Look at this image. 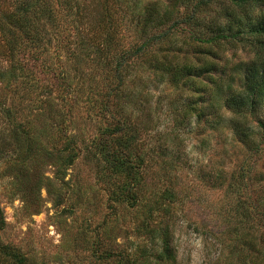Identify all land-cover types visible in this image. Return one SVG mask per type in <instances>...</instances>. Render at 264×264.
Instances as JSON below:
<instances>
[{"label":"rangeland","instance_id":"1","mask_svg":"<svg viewBox=\"0 0 264 264\" xmlns=\"http://www.w3.org/2000/svg\"><path fill=\"white\" fill-rule=\"evenodd\" d=\"M106 2L118 7V1ZM88 9L94 11L92 5ZM173 10V17L182 18L189 13L187 8L177 7ZM61 17L63 23L68 25L66 27L73 32L69 18ZM83 18L91 24L88 12ZM91 26L93 27L89 25L86 28L79 24L77 33L70 35V45L75 42L72 48L74 54L83 55L86 52L89 41L81 40L82 37L78 34L85 35ZM183 26H179L173 33L172 38L177 39L171 44L174 48L181 46L183 39L189 41L192 37L191 30L185 24ZM115 36L124 49L129 48L133 43L132 39L138 37L133 29L126 35L120 30ZM245 39L250 41L251 37ZM236 43L237 46H231L232 42L221 46L211 45L210 52L202 44L193 50L192 46H189V49L187 46H181L183 49L180 51L169 52L170 49L167 54L168 60L172 59L171 54L177 53L179 58L184 56L189 61L201 64L205 57H211V50L218 52L226 72L222 76H215L214 79L219 80L223 89L230 86L226 92L213 95L209 90L215 88L214 85L198 76L194 77L197 80L187 79L185 82L184 78H180L178 88L175 83L166 79L160 82L154 69L151 70L146 62L138 64V59L136 64L131 66L132 70L127 77L133 79L137 89L141 86L143 93L149 92L147 100L141 94L135 97L137 105L143 102V112H136L130 106L122 109L123 115H127L129 120L133 113H137L138 118L135 121L144 142L142 149L133 150L132 155L140 153L146 162L150 154L153 156L152 149H158V142L166 141L165 133H170L172 137L176 134L174 142L171 143L169 138L165 145L167 149L171 146V150L179 153L180 164H176L178 169L162 176L165 181L172 177L177 191L175 200L169 203L170 211L168 206L158 199L159 194L157 197L153 196L154 192L160 193L162 189L157 185V182L161 181L159 176H152L158 172L162 174V169H165L160 159H156L157 162L151 160L150 166L148 163H142L140 168L144 174L147 173L145 178L149 182L132 186L131 189V192L138 194L141 203H147L150 198L156 197L167 209L160 206L150 217L153 225L157 227L171 220L176 264H264V217L260 214L261 219H245L240 214L244 209L242 205L247 206L249 199L254 204L257 199L264 201L260 187L264 180L258 183L260 179L256 178L264 173V143L259 148V156L254 154L246 160L247 165L246 161L241 165L245 159L244 153L250 152L237 134L249 133L251 140L258 138L261 128L257 126L256 121L259 117H264V108L255 106L251 112L249 107L239 108L238 103L228 100L231 95L240 100L239 92L245 86L244 69L236 71L234 68L232 71L235 66L233 63L239 62L243 65L253 56V49L247 42L243 43L241 39ZM42 50L33 59L34 72L21 75L17 73L18 80L29 81L28 84L19 87L7 73L0 79V138L6 137L10 141L15 136L13 133H22L18 126L21 123L31 131L39 130L41 121L47 126V122L51 120L46 117L47 106L43 105V100L48 95L54 97L57 102L55 110H58L63 119V126L67 127L66 133H76L78 148L76 146L75 149H82L89 137L99 133V128L102 130L113 126L114 116L111 111L102 108L98 102H93L95 99L99 101L98 98H101L107 89L111 105L118 109L117 102L120 101L113 97L115 91L111 88L117 82L109 83V80L101 79L102 74H97L98 70H94L95 55L93 59L89 56L87 60L75 63V58L66 56L63 47L57 43L48 44V47ZM7 66L6 58L0 56V70ZM135 74L141 78H134ZM56 80L58 81L55 83ZM51 82L55 83L53 91L46 84ZM202 85H207V91L201 96L203 116L199 121L193 115L184 116L182 109L180 110L183 104L178 99L185 101L186 98L179 93L180 89L183 90V95H186L193 87L199 89ZM24 87L27 88V93L31 92L32 97L41 91H44L43 96H36L31 105H28L25 103L27 98ZM189 100L193 101L194 98ZM195 100L198 102L200 98ZM33 104H40L41 107L34 108ZM198 105L201 104L196 103V109L199 108ZM18 109L22 112L20 116L15 114ZM39 110L43 113H39ZM211 112L214 120L212 126H209V119L203 121L202 118ZM118 116L121 117L119 114ZM52 131L47 128L44 133L51 134ZM46 138L51 139L50 136ZM43 139L45 140L44 137ZM81 140L83 141L80 142ZM1 142L2 140L0 173L9 168V165L18 162L17 153L15 154L10 144ZM60 143L62 141L58 139L57 147H61ZM81 151L82 154L79 153L74 163L66 169V186L59 183L54 172L55 165L47 161V158L41 160L39 153L32 157L29 164L31 172H41L50 177V187L54 192L47 193L45 186L35 190L30 186L27 192L28 207L20 200V195L11 192L13 185L10 179L6 176L0 177V210L4 220V225L0 228V244L15 247L32 262L39 264H115L118 259L126 264L127 258L135 259V264H143L146 256L143 255L144 252H140V248L145 246L148 251L150 248L156 249L159 240L155 238L151 242L144 232L137 230L144 219L142 214H139L140 205L132 203V200L125 201L123 195L119 200L114 198L112 192L116 186L111 177H106L108 170L101 168L96 158L84 156L83 149ZM238 167L242 168L240 172L244 173L242 180H239L238 189H229L228 181L221 187L211 184L218 175L226 176L227 179L235 176ZM34 181L35 175L31 182ZM151 183H154L156 189L151 187ZM23 187L27 190V186ZM55 193L61 199L60 206L53 205ZM36 208H39L38 212H29ZM105 251H110V258L97 257H105Z\"/></svg>","mask_w":264,"mask_h":264},{"label":"trees","instance_id":"2","mask_svg":"<svg viewBox=\"0 0 264 264\" xmlns=\"http://www.w3.org/2000/svg\"><path fill=\"white\" fill-rule=\"evenodd\" d=\"M106 1L108 0H0V56L6 58L8 63L6 68L0 70V79L7 73L19 87L28 84L29 81H19L17 73L21 75L34 72L33 59L43 51L42 48H47L48 44L57 43L62 46L66 56L75 58V63L87 60L89 56H92L93 59V55H95L94 70H98L97 74H102L101 79L109 80V83L112 81L117 82L111 88L115 91L113 97L120 102H117L118 109H115L111 105L112 102H110V97H108L109 94L107 95V89L104 93L105 95L103 94L101 98H98L99 101L95 99L93 104L98 102L102 108L111 111L114 116V119H112L114 124L102 130L99 128L98 134L94 133L93 136L89 137L86 140V145L82 147L83 155L91 159L96 158L101 168L108 170L106 177H111L113 179L112 182H115L116 186L115 191L113 190L112 192L114 198L117 197L119 200L122 197L121 195H123L125 201L132 200V203L140 205L138 208L139 214H142L144 219L141 222L142 224L138 225L137 230L144 232L151 242L155 238L159 240L158 248L156 249L152 250L150 248L148 251L145 246L140 248V252H144L143 255L146 256L142 263L156 262L158 264L162 262L163 264H176V254L172 243L171 220L157 227L153 225L150 217L152 212L160 206L164 208L161 201L168 206L170 211L169 203H172V200H175L177 196L173 178L171 177L165 181L162 177L167 176L168 172L170 174L172 170L178 169L177 165L180 164L179 153L171 150L173 148L171 146L167 149V145H165L169 138H171V143H173L176 134L172 137L170 133H165L166 141L158 142V149H152L153 156L150 154V158L146 162L143 160L144 156L142 154L132 155L133 150L142 149L144 142L142 133H139V128L135 121L138 118L137 113H133V117L129 120L127 115H123L122 109L130 106L136 112L138 110L143 112V102L137 105L135 97L141 94L147 100L149 92L145 91L143 93L144 89H141V86L137 89L133 79H127V77L130 70H132L131 66L135 65L138 59V64L146 62L150 69L152 68L151 70L154 69L153 71H155L156 77L159 78L160 82L166 79L173 84L175 83V87L178 88L177 83H179L180 78H184L185 80L183 81L185 82L187 79L194 80V77L198 76L202 77L205 82L214 85L215 88L209 90L213 95L222 91L226 92L230 86L228 85L223 89L219 80L214 79L215 76H222L226 72V67L224 63L220 62L221 57L218 52L211 50V57H205L201 64L189 61L184 56L179 58L177 53L171 54L172 59L168 60L167 54L170 49L169 52L180 51L183 49L181 46H187L188 49L189 46H192L193 50L199 44L204 45L210 52L209 46L211 45L221 46L232 42L231 46H237L235 42L242 39L243 43L247 42L250 48L253 49V56L247 62H244L243 65L239 62L233 63L235 66L232 67V71L234 68L236 71L244 69L245 86L239 92L240 100L234 98L233 95L229 96L228 100L232 103H238L237 106L239 108L249 107L251 112L255 106L264 108V0H115L118 1V7L108 4ZM91 5L95 12L91 9L87 10ZM177 7L187 8L189 13L182 18L173 17V8ZM206 11L208 12L205 13ZM86 12L90 16L91 24L87 23L83 18ZM253 13L256 14L253 15ZM61 16L69 18L73 32L66 27L68 26L67 24L63 23ZM182 23L191 30L192 37H190L189 41L183 39L181 46L174 48L171 46L176 39L172 38L174 36L173 33L179 29V26L181 28L184 27ZM79 24L86 28L89 25H93V27L88 28V32L85 35L78 34L79 37H82L81 40L89 41L85 48L86 52L83 55L74 54L72 51L75 46L74 41L73 45H70L72 39L70 35L77 33ZM130 29H133L138 37L133 38L132 45L124 49L120 46L119 39L116 38L115 34L122 30L123 35H126ZM246 37H251V40L247 41ZM1 40L3 43H1ZM137 41L139 42L137 43ZM57 55L59 56V54ZM134 78L140 79L141 76L135 74ZM55 83L46 84L53 91ZM24 88L27 98L25 103L28 105H31L32 100L36 96H43L44 91H41L40 94L37 93L35 97H32L31 92L27 93V88ZM184 91H186L185 88ZM206 91L207 85H202L199 89L193 87V89H190V93L186 95H183V90L180 89L179 93L184 98L186 97L185 101H182L181 98L178 99L183 104L180 110L182 109L184 116L193 115L200 121L203 116L201 96ZM191 97L194 98L193 101L189 100ZM197 98H200L198 102L195 100ZM24 100L26 99L24 98ZM196 103L201 104L198 105L199 108L197 109ZM33 105L34 108L36 106L37 108L41 107L40 104ZM43 105L47 106L48 115L46 117L51 120L47 122V126H45V122L41 121L39 130L31 131L26 128L24 123H21L18 126L22 129V133H13L15 136L11 140L9 139L10 141L6 137L0 138L2 140L1 143L10 144L13 151L15 150V154L17 153L16 157L18 158V162L2 170L0 177L6 176L10 179L9 181H11L14 188V190L12 188L11 192L21 196L20 200L24 202L25 207H28L29 203L27 192H29L30 186L34 190L45 186L47 193L51 194L54 192L52 187H50L52 186L50 177L44 176L41 172L34 174L31 172L32 168L29 167L30 160L36 153L41 154V160L44 161V158H47V161L55 165L54 172L57 174L58 181L65 186L67 181L64 180V176L68 165L71 166L79 156V153L82 154V149H75L77 146L76 133H66L67 127L63 126V119L59 116L58 110H55L57 102L54 97L45 96ZM42 110L44 111V109ZM43 111L40 112L39 110V113H43ZM262 112L264 113V110ZM21 113L20 109H18L15 114L20 116ZM212 115L213 112L207 113V116L203 117L204 119L202 118L203 121L209 119V126H212L214 120ZM53 118L54 120H52ZM256 123L261 128V135L258 138H252L251 140L249 133H237L242 138L241 143L250 152L249 154L244 153L245 159L240 163L241 165L254 154L257 156L261 154L259 148L264 143V117L262 119L259 117ZM47 128L51 131L53 130L51 134L44 133ZM48 136H50V140L46 138ZM58 139L62 141L60 143L61 147H57ZM156 159H160L165 167V169H162V174L158 172L152 175L153 178L159 176L158 178L161 179V181L158 180L159 182H157V185L162 188L161 192H154L153 195L157 197L159 194L158 199L161 201L154 197L150 198L147 203H141L138 194L134 191L131 192L132 186L149 182L145 178L147 173L145 172L144 174L140 167L142 163H148L150 166L151 160L152 162H157ZM240 167H238L237 174L230 176V179H227L226 176L221 177V175H218L211 184L221 187L228 181L229 189H238L239 180H242L244 175L243 172H240L242 169ZM34 175L35 181L33 183L31 180ZM261 176L256 177L260 179L258 183L264 180V173ZM153 184L151 183V187H154ZM23 186H27V190ZM234 186L235 188H233ZM260 187L264 197V183ZM154 189L156 188L154 187ZM57 196L55 193L54 206H60L61 203V199ZM129 203L132 204L131 202ZM248 203V207L242 205L244 209L241 210V216L245 219L249 217L261 219V215L264 217V201L257 199V203L254 204L249 199ZM38 209L36 208L29 212H38ZM3 225L4 220L0 210V228ZM141 226L142 228L140 229ZM105 252H107L105 257L99 255L97 257L102 259L110 258V251ZM0 254V264H39L36 261L32 262L23 252L10 245L0 244ZM125 261L126 264H135V259L127 258ZM115 264H125V262L118 259Z\"/></svg>","mask_w":264,"mask_h":264}]
</instances>
